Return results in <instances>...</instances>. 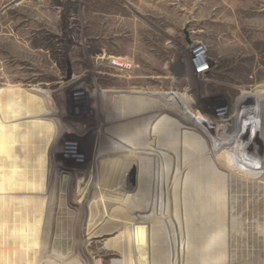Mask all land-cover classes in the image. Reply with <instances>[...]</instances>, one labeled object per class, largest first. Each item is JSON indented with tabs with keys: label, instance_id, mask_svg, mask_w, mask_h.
Listing matches in <instances>:
<instances>
[{
	"label": "rangeland",
	"instance_id": "1",
	"mask_svg": "<svg viewBox=\"0 0 264 264\" xmlns=\"http://www.w3.org/2000/svg\"><path fill=\"white\" fill-rule=\"evenodd\" d=\"M255 87L264 0H0V264H264V169L211 153ZM171 91L211 141L152 130Z\"/></svg>",
	"mask_w": 264,
	"mask_h": 264
},
{
	"label": "bare ground",
	"instance_id": "2",
	"mask_svg": "<svg viewBox=\"0 0 264 264\" xmlns=\"http://www.w3.org/2000/svg\"><path fill=\"white\" fill-rule=\"evenodd\" d=\"M191 56H192V62L194 64H200L206 61V58H207L204 55V52H197L195 50L193 51ZM208 68H209L208 66H205L204 64L203 65L200 64V66L198 65V68L195 70L197 72L196 74L198 76H203L207 72V70H209ZM259 87L258 88L255 87L254 89L250 91L248 90L243 91L244 89L242 90L240 96L236 99L235 103H233L237 107H236L235 113L232 112L233 115L231 117L227 114V111L225 110L226 108H220V109L215 110V116H214L215 120H217L221 124L222 123L224 124V122L226 124V127L222 128L223 129L222 137H224V139L221 140V146L218 147L219 149L215 147L217 150L211 149V153L213 154V156H216L214 157L216 158V162L214 160V163L215 164L217 163L216 166L222 170H225V171L231 170L232 172L233 170L239 171V169L245 170V171L248 170V171L253 172L251 176H253V174L257 175L258 172H260V174L263 172L264 149L259 148V146L260 145L264 146L263 144L264 143V88L262 89ZM146 90L147 92L150 91V89L149 90L146 89ZM141 91L142 93H144L143 89ZM141 91L136 90L134 93L136 94L141 93ZM118 94L119 95L114 97V99H116L117 97H122V95H120L119 93V90H118ZM154 96L155 95H152L151 97H154ZM27 98L28 97H26L25 101L27 100ZM160 99L166 100L167 107L165 111L170 112L171 114H174V116L176 115V117H179L180 122L175 119H171L167 115H163V117H160L159 119L155 121L156 123H152L150 125L152 127L153 124H156L152 127V130H157L160 132L161 127L163 126V129H164V127L166 126L165 135H167L169 134L170 130L176 129L173 135H171L172 133L170 134L171 135L170 139H172L173 141L178 139L177 137L179 136V134L182 135L184 139H186V137H189L190 133H192L188 130H193L199 133L202 132V134H204L207 137V139L211 141L210 140L211 135H207L208 134L207 131H204L206 130L203 125L204 122L202 123V121H200L199 118L198 119L196 118L198 113L196 111L197 109H195L194 102L192 101V99L189 100L188 96L185 93H178V92L171 91V92L165 93V96H162ZM250 101L251 103L249 105ZM21 102L23 103L24 100L22 99ZM20 105L21 104H18V107ZM34 117L37 118L34 121L42 122L43 124H46V121L40 120V119L46 118L42 114H39V116L37 117L34 116ZM249 123L254 124L253 127H251ZM19 131L20 133H17L15 137L16 138L19 137L18 138L19 143L21 144V147H23L25 141H28L26 139L27 128L22 127L21 129H19ZM210 134L213 135V133H210ZM166 137H169V135H167ZM126 138L127 137H124L123 135H121V140L119 142L126 140ZM258 140L262 141V144L258 142ZM127 141H130V139L128 140L127 138ZM235 142H237L236 144L237 147H233L232 150L231 149L229 150L230 145ZM173 144L175 146H183V147L188 145L186 143H178L177 141L174 142ZM165 145L167 146V144ZM112 146H113V143H112ZM62 149H63V145H62ZM62 153L63 151L61 152V155ZM17 216L19 217V215H17L16 213L15 217Z\"/></svg>",
	"mask_w": 264,
	"mask_h": 264
},
{
	"label": "built area",
	"instance_id": "3",
	"mask_svg": "<svg viewBox=\"0 0 264 264\" xmlns=\"http://www.w3.org/2000/svg\"><path fill=\"white\" fill-rule=\"evenodd\" d=\"M198 44V42L196 43ZM201 45V44H200ZM200 45H197V46H200ZM112 65L117 69V70H128L131 68V63L124 59V60H121V59H114L113 62H112Z\"/></svg>",
	"mask_w": 264,
	"mask_h": 264
}]
</instances>
